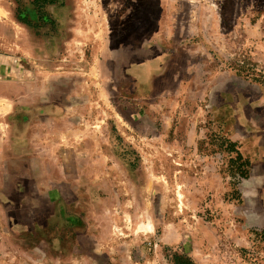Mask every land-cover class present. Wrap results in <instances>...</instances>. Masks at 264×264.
<instances>
[{"label": "rangeland", "instance_id": "rangeland-1", "mask_svg": "<svg viewBox=\"0 0 264 264\" xmlns=\"http://www.w3.org/2000/svg\"><path fill=\"white\" fill-rule=\"evenodd\" d=\"M14 24H64L41 76L49 97L81 85L86 114L81 134H0V264H264V215L242 217L224 131L195 117L214 85L264 86V0H0L1 43Z\"/></svg>", "mask_w": 264, "mask_h": 264}, {"label": "crops", "instance_id": "crops-1", "mask_svg": "<svg viewBox=\"0 0 264 264\" xmlns=\"http://www.w3.org/2000/svg\"><path fill=\"white\" fill-rule=\"evenodd\" d=\"M63 27L64 24L60 25L58 32L54 34L56 35L54 37L56 44H53V36L47 37L43 33L39 35L36 29L22 24H14L13 30L10 31V35L15 34L18 38L16 43L5 45L0 41V47H3L0 50L3 52L0 53V65L4 66L6 62L3 61V58L8 57L13 62V64L9 62L10 65L14 66L0 67V134H10V138L14 137L21 142H23L22 140L27 141L31 137L30 134H81L80 127H76V124L81 121V116L86 114L82 110L80 99L81 85L72 84L71 89L70 87L66 89L65 84L61 82L57 84L56 88H52L57 93H52L49 97L47 91L50 84L45 82V78L41 76L47 73L44 71V64L47 63L50 56L59 54L62 49L59 41L66 33ZM156 48L159 51L166 50L157 45ZM169 49L172 50V46ZM182 50H184L183 46L175 48L174 52ZM23 62L30 64L31 67H25ZM175 64L177 63L172 61V66ZM127 67L128 65H124L122 69L128 77ZM160 68L154 72V75L165 73L166 66ZM172 78L176 79V76H172ZM179 85H184V83L179 81ZM88 87H90L87 88L88 91L93 90L90 85ZM126 87L128 84H119L118 89L121 94L128 89ZM212 88L215 90L214 97L205 100L206 103L201 100L199 105L196 104L199 109L195 117L204 112V118L212 120L215 125H220L224 131V134L221 135L236 143L241 154L249 160V174L237 183L236 191L239 198L233 199V203L238 205L243 213H247L243 214L244 218L263 216L264 86L233 81L226 85H214ZM83 89L86 88L83 87ZM68 90L71 91L69 99L66 98L65 93ZM43 92L46 93L43 94ZM88 99L89 102L84 103L92 105L91 112L88 114V122H94L97 115L93 116V113L98 114L97 112H99L95 109L97 107L95 93L90 91ZM205 108H207L206 111ZM176 123H178L176 133H180L183 121L178 120ZM189 124V122L188 125L185 122L186 132L182 134L187 140L185 146L178 139V134H175L172 144L173 150L176 152L174 153L175 158H177L179 147L183 146L184 151L188 149V146L190 151L193 148L197 136L187 133ZM185 154L187 155V153ZM23 155L27 157V152Z\"/></svg>", "mask_w": 264, "mask_h": 264}, {"label": "trees", "instance_id": "trees-1", "mask_svg": "<svg viewBox=\"0 0 264 264\" xmlns=\"http://www.w3.org/2000/svg\"><path fill=\"white\" fill-rule=\"evenodd\" d=\"M52 2L53 1H51V3ZM219 138H221L222 144L225 145L227 152L234 154V157L230 158V164H232V166H234V165L236 166V171L240 174V176L242 178H246L249 174V166H250L249 160L241 154L236 143L232 142L230 139H228L225 136L224 137L220 136ZM233 188H234L233 199H238L239 196H238V193L236 191V189H237L236 183L233 184Z\"/></svg>", "mask_w": 264, "mask_h": 264}]
</instances>
